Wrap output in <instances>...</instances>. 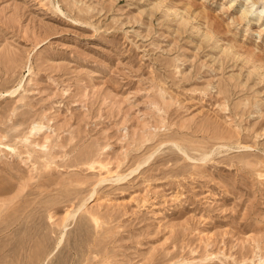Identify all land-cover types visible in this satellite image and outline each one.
Instances as JSON below:
<instances>
[{"label":"rangeland","instance_id":"rangeland-1","mask_svg":"<svg viewBox=\"0 0 264 264\" xmlns=\"http://www.w3.org/2000/svg\"><path fill=\"white\" fill-rule=\"evenodd\" d=\"M0 264H264V0H0Z\"/></svg>","mask_w":264,"mask_h":264},{"label":"bare ground","instance_id":"bare-ground-1","mask_svg":"<svg viewBox=\"0 0 264 264\" xmlns=\"http://www.w3.org/2000/svg\"><path fill=\"white\" fill-rule=\"evenodd\" d=\"M14 93V92H13Z\"/></svg>","mask_w":264,"mask_h":264}]
</instances>
